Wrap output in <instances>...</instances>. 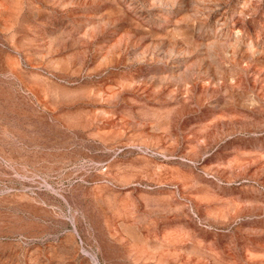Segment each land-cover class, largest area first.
<instances>
[{
	"label": "rangeland",
	"instance_id": "rangeland-1",
	"mask_svg": "<svg viewBox=\"0 0 264 264\" xmlns=\"http://www.w3.org/2000/svg\"><path fill=\"white\" fill-rule=\"evenodd\" d=\"M0 264H264V0H0Z\"/></svg>",
	"mask_w": 264,
	"mask_h": 264
},
{
	"label": "bare ground",
	"instance_id": "bare-ground-1",
	"mask_svg": "<svg viewBox=\"0 0 264 264\" xmlns=\"http://www.w3.org/2000/svg\"><path fill=\"white\" fill-rule=\"evenodd\" d=\"M244 55V54H243Z\"/></svg>",
	"mask_w": 264,
	"mask_h": 264
}]
</instances>
